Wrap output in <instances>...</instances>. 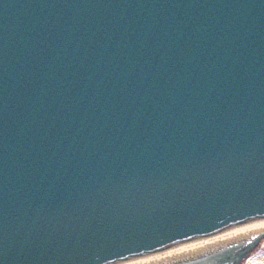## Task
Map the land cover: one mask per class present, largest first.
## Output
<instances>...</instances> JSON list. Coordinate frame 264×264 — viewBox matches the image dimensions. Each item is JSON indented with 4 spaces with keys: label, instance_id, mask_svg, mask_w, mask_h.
<instances>
[{
    "label": "water",
    "instance_id": "1",
    "mask_svg": "<svg viewBox=\"0 0 264 264\" xmlns=\"http://www.w3.org/2000/svg\"><path fill=\"white\" fill-rule=\"evenodd\" d=\"M263 217L264 0H0V264Z\"/></svg>",
    "mask_w": 264,
    "mask_h": 264
},
{
    "label": "bare ground",
    "instance_id": "2",
    "mask_svg": "<svg viewBox=\"0 0 264 264\" xmlns=\"http://www.w3.org/2000/svg\"><path fill=\"white\" fill-rule=\"evenodd\" d=\"M263 238L264 219L233 228L205 240L177 244L153 254L116 264H208L215 263L224 256L230 260L240 259L245 253L242 250H248L251 243L259 242ZM254 264L264 263L256 260Z\"/></svg>",
    "mask_w": 264,
    "mask_h": 264
},
{
    "label": "flooded vegetation",
    "instance_id": "3",
    "mask_svg": "<svg viewBox=\"0 0 264 264\" xmlns=\"http://www.w3.org/2000/svg\"><path fill=\"white\" fill-rule=\"evenodd\" d=\"M208 238H201L200 240H205ZM199 240V241H200ZM245 253L241 255L240 259H228L226 256L222 257L219 261L215 263L208 264H254V261L260 260L264 261V238L259 242L251 243L248 250H242ZM240 252V251H239ZM253 259V261H252Z\"/></svg>",
    "mask_w": 264,
    "mask_h": 264
},
{
    "label": "rangeland",
    "instance_id": "4",
    "mask_svg": "<svg viewBox=\"0 0 264 264\" xmlns=\"http://www.w3.org/2000/svg\"><path fill=\"white\" fill-rule=\"evenodd\" d=\"M264 263V261H262Z\"/></svg>",
    "mask_w": 264,
    "mask_h": 264
}]
</instances>
